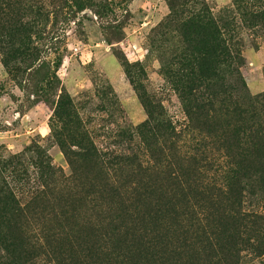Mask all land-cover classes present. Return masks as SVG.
Instances as JSON below:
<instances>
[{
	"label": "trees",
	"instance_id": "trees-1",
	"mask_svg": "<svg viewBox=\"0 0 264 264\" xmlns=\"http://www.w3.org/2000/svg\"><path fill=\"white\" fill-rule=\"evenodd\" d=\"M23 1L0 0V56L5 67L23 60L32 73L46 65L32 47L42 22L28 18L32 11ZM64 3L80 13L96 9L93 13L101 18L110 12L108 0ZM166 3L169 14L153 32L151 45L182 104L186 128L177 131L163 108H153L139 93L145 126L156 142L109 160L62 92L52 105L53 137L71 174L53 166L38 144L0 159V264H37L50 254L73 255L84 242L80 217L88 206L98 222L90 230L92 239L111 243L110 250L97 249L99 258L107 260L101 264H177L180 257L173 263L176 252L169 238L178 231L183 245L193 240L211 252L209 264H240L249 249L264 253V214L244 206L253 198L255 182L264 177V96L249 93L241 54L231 43L230 17L217 19L206 0ZM245 15L264 28V9ZM122 67L138 90L141 65L124 58ZM54 80L55 74L46 70L40 82L47 81L55 92ZM257 238L262 240L258 245Z\"/></svg>",
	"mask_w": 264,
	"mask_h": 264
},
{
	"label": "rangeland",
	"instance_id": "rangeland-1",
	"mask_svg": "<svg viewBox=\"0 0 264 264\" xmlns=\"http://www.w3.org/2000/svg\"><path fill=\"white\" fill-rule=\"evenodd\" d=\"M206 1L217 19L233 20L230 39L243 60L241 74L251 96H264V28L245 15V12L264 9V1ZM108 2L110 12L101 18L93 13L96 9L81 13L71 10L65 7L64 0L23 1L32 11L28 18L42 22L32 47L39 49L46 65L28 73L25 61L7 68L0 56V159L23 154L26 148L38 144L47 151L53 166L66 176L71 174L67 159L53 137L52 105L62 92L69 95L83 127L109 160L135 154L139 147L146 149L156 142V135L145 126L147 116L139 93L146 94L153 108H163L177 131L186 128L188 120L182 104L163 76L160 54L151 45L153 32L169 14L166 0ZM124 58L129 64L139 63L144 70V75L139 73L136 77L138 90L131 86L124 73ZM46 70L55 74V92L51 89L53 85L40 82ZM133 72L137 74L136 69ZM16 185L12 183L13 187ZM253 193V198L246 199L244 206L264 214V177L255 182ZM95 213L89 206L82 209L80 219L85 243L80 241L73 255L50 254L41 257L37 264L106 263L104 257L97 255V249L105 246L110 250L111 243L92 239L90 230L98 224ZM181 234L178 231L169 238L170 250L176 252L173 263L179 255L177 264H209L211 252H204L193 240L187 239L183 245ZM258 239L256 245L262 241ZM86 248L93 249L88 252ZM241 256L240 264H264V253L257 255L253 249L243 251Z\"/></svg>",
	"mask_w": 264,
	"mask_h": 264
}]
</instances>
